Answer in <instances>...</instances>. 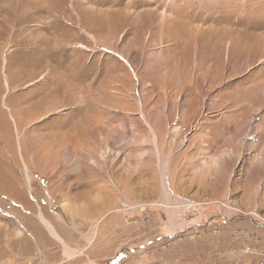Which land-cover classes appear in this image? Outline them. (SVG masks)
I'll list each match as a JSON object with an SVG mask.
<instances>
[{"label":"rangeland","instance_id":"obj_1","mask_svg":"<svg viewBox=\"0 0 264 264\" xmlns=\"http://www.w3.org/2000/svg\"><path fill=\"white\" fill-rule=\"evenodd\" d=\"M39 2L0 0V264H264V0Z\"/></svg>","mask_w":264,"mask_h":264},{"label":"bare ground","instance_id":"obj_2","mask_svg":"<svg viewBox=\"0 0 264 264\" xmlns=\"http://www.w3.org/2000/svg\"><path fill=\"white\" fill-rule=\"evenodd\" d=\"M35 1H37V5L40 7V2H39V0H35ZM15 4H17V2L15 1ZM6 10V9H5ZM3 8H2V10L1 11H3L5 14H7V17H3L2 15H1V12H0V25H6L7 23H20L21 21H24V20H26V18L25 17H21V16H18V17H16V16H12V15H10V14H8L6 11H5ZM36 11H37V7H36ZM49 13V12H48ZM4 60V59H3ZM4 66V65H3ZM4 74V85H5V88H6V90H8V87H9V83H8V80L6 79V75H5V72H3ZM6 90H5V92L3 93V96H2V98H3V100H2V106L4 107V108H6L7 109V111H8V114H9V117H10V119L12 120V123H13V125H14V130H15V132L17 133V128H19V126H21L22 125V123H24L23 122V119H21V117L19 116L20 114H19V111H18V109H17V107H15V109H16V111H17V116H19V124H18V122H17V120H16V117H14V115L12 114V112H11V109H10V106L9 105H7L6 104V102H5V100H4V97H5V95H6ZM54 109V108H53ZM34 115H35V111H33V109H32V112H31V114H30V117H27L28 119H31V117H34ZM37 118V117H36ZM144 121H145V124L148 126V128L150 129V131H151V133H152V141H153V143H154V145H155V148L157 149V135H156V133L153 131V129L151 128V126L148 124V121H147V119L146 118H144ZM22 122V123H21ZM5 126L3 125V123H0V133L2 134L5 130V128H4ZM7 132V131H6ZM4 140L7 142V143H9L10 142V137L8 136V135H6L5 137H4ZM165 163L166 162H164L163 163V173H162V183H163V190H164V194H167V193H169V189H168V187H167V185H166V182H165ZM24 170H25V181H26V184H27V188H28V191H29V189H30V185H29V176H28V174H27V166H25L24 165ZM13 196H12V202H13V204L14 205H18L22 210L24 209H26V207H24V205L22 204V202H17L18 201V199H15L16 198V196H18V194H15V193H11ZM170 195V194H169ZM32 196V195H31ZM33 197V196H32ZM174 197V196H173ZM10 198V197H9ZM34 198V197H33ZM11 199V198H10ZM181 204V203H180ZM12 205V204H11ZM188 205H190V206H193V204L191 205V204H188ZM189 206V207H190ZM181 207H183V205L181 206ZM27 210V209H26ZM25 210V211H26ZM30 211V210H29ZM173 212V211H172ZM30 213H31V211H30ZM35 217L39 220V222L43 225V227L47 230V233H49V235L53 238V239H55L56 241H58L61 245H62V247H63V250L64 251H71L72 252V250H71V248L68 246V244L66 243V241L61 237V235H60V233H59V230L56 228V226L52 223V222H50L47 218H45L44 217V215H43V213L40 211V210H38L37 212H36V214H35ZM17 233H20V231H16ZM94 232V229L92 230V233ZM89 233V232H88ZM31 237H34V238H36V233L35 232H33V231H31V233L29 234ZM92 235V234H91ZM27 240L29 241L30 240V238H28L27 237ZM73 253H75V251H73Z\"/></svg>","mask_w":264,"mask_h":264},{"label":"built area","instance_id":"obj_3","mask_svg":"<svg viewBox=\"0 0 264 264\" xmlns=\"http://www.w3.org/2000/svg\"><path fill=\"white\" fill-rule=\"evenodd\" d=\"M123 206H125L129 210L135 208V205H132V204H123Z\"/></svg>","mask_w":264,"mask_h":264}]
</instances>
